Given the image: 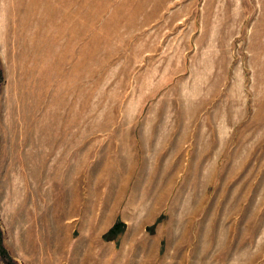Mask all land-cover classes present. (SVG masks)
I'll use <instances>...</instances> for the list:
<instances>
[{
	"label": "rangeland",
	"instance_id": "rangeland-1",
	"mask_svg": "<svg viewBox=\"0 0 264 264\" xmlns=\"http://www.w3.org/2000/svg\"><path fill=\"white\" fill-rule=\"evenodd\" d=\"M0 70V264H264V0H0ZM134 129L166 213L73 238L50 203L72 145L93 194L113 163L90 147Z\"/></svg>",
	"mask_w": 264,
	"mask_h": 264
},
{
	"label": "crops",
	"instance_id": "crops-1",
	"mask_svg": "<svg viewBox=\"0 0 264 264\" xmlns=\"http://www.w3.org/2000/svg\"><path fill=\"white\" fill-rule=\"evenodd\" d=\"M131 132L134 134L132 135V142L128 143V147L119 139H116L117 141L99 143L90 147L92 150H101L103 156L109 158L105 160L106 164L113 163L112 172L102 174L104 177L100 180H98L100 177L98 174L96 186L93 188V194H91V186L88 187L87 181L88 167L86 158L88 145L86 136H83L77 143L72 145L68 156L64 160L65 165L63 166V168L66 167L69 170L73 167L76 168L75 170L72 169V183L70 186H67L66 182H59L60 184H58L57 189L58 200L55 203L56 197L54 193V199L50 203L52 206L56 204L60 208L62 215L58 217L61 218L59 222L64 224L62 225L63 227L71 231L73 238L76 236L75 232L78 230L86 237L91 235L90 232L86 234L85 231L87 214H89V218H94L95 223H99L101 218H106L104 217L105 215L108 216L107 218H115L114 222L118 221L119 218L125 223L128 221L127 218H144L141 221L152 223L161 217L162 214L166 213L168 203L166 204L164 200L165 196L161 195V193L163 187L165 192L167 174L165 172L155 173L157 170L156 166H160V162L157 161V157H153L154 155L150 156L151 153L146 150L147 145L144 137L141 136L142 133L135 129ZM140 137L142 143L137 140ZM126 147L127 150L125 151ZM156 147L158 148V146ZM122 149L128 158L127 164L126 162H121ZM166 150V142H164L162 148L158 151L155 150V152L160 157L161 153L162 156L166 154ZM150 158H155L153 167L150 166ZM115 159L117 160L116 162ZM154 179L157 183L155 185L156 189L153 188L151 190L150 183L152 182L150 181ZM114 184L117 186L116 191H114ZM150 191H153L151 196ZM67 192L73 195V200L69 202L67 201ZM110 192H118L116 199L114 196L111 208L107 207ZM139 196L142 199H137ZM144 196H149L150 198L145 200L146 197ZM69 206L73 207V213H68L66 210ZM53 218H56L55 213ZM65 225H68V227ZM102 233L103 230L100 229L99 236L101 238ZM114 243L116 245V242ZM72 244L73 240L68 244L67 253L71 252L69 246Z\"/></svg>",
	"mask_w": 264,
	"mask_h": 264
},
{
	"label": "trees",
	"instance_id": "trees-1",
	"mask_svg": "<svg viewBox=\"0 0 264 264\" xmlns=\"http://www.w3.org/2000/svg\"><path fill=\"white\" fill-rule=\"evenodd\" d=\"M1 71V70H0ZM126 227V224L122 221H118L116 222L113 227L105 234L104 236V239L106 240H113V239H116L118 237V235L120 233H122L124 231ZM2 233L0 231V254H4L5 253V250L3 248V245H2ZM10 264H14L12 261H8Z\"/></svg>",
	"mask_w": 264,
	"mask_h": 264
}]
</instances>
